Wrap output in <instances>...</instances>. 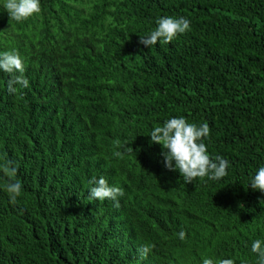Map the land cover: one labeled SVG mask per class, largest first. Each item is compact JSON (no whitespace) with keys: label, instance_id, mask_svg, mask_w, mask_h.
<instances>
[{"label":"trees","instance_id":"trees-1","mask_svg":"<svg viewBox=\"0 0 264 264\" xmlns=\"http://www.w3.org/2000/svg\"><path fill=\"white\" fill-rule=\"evenodd\" d=\"M3 4L0 52H19L29 86L9 93L0 71V162L13 160L22 184L11 203L0 171V264H256L264 193L249 184L264 166V0H40L20 23ZM165 15L185 16L190 30L140 43ZM172 116L209 124L204 142L229 161L225 177L185 184L165 168L149 134ZM101 175L123 189L119 208L88 201Z\"/></svg>","mask_w":264,"mask_h":264},{"label":"clouds","instance_id":"clouds-1","mask_svg":"<svg viewBox=\"0 0 264 264\" xmlns=\"http://www.w3.org/2000/svg\"><path fill=\"white\" fill-rule=\"evenodd\" d=\"M3 8L9 14L10 20L18 23L26 21L34 14L41 12L40 0H4ZM156 27L152 29L147 36H140V43L146 47H151L158 41L170 43L179 35L185 34L191 28V21L185 16H160L155 21ZM0 71L8 73L10 79L7 82L9 93H16L19 85L21 88L29 86V80L24 75L26 69L20 54L16 50L0 52ZM18 73V74H17ZM210 135V126L208 123H190L184 116H172L166 119L162 124L153 127L149 136L150 143L160 144L162 146L163 163L165 168L179 172L183 177L185 184L192 183L199 178L203 180H220L225 177L229 167V161L219 155L214 158L210 156L208 147L204 140ZM126 152L134 151L131 144L120 145ZM120 157L122 153H115ZM0 171L9 180L5 184V191L8 193L10 202L15 203L17 197L21 195L22 184L14 178L18 172V166L11 159L4 158L0 162ZM88 184L90 193L88 201L106 199L114 201V207H120L118 197L124 195L121 187L110 185L108 180L101 175L99 178L93 176ZM250 187L253 190H259L264 193V166H260L254 175L250 177ZM181 240L186 238L183 229L178 233ZM155 247L152 245H142L138 252L141 259H146L148 253ZM251 251L256 254V264H264V239H256L251 244ZM202 264H235L232 259H216L205 257ZM242 264H247L246 261Z\"/></svg>","mask_w":264,"mask_h":264},{"label":"bare ground","instance_id":"bare-ground-1","mask_svg":"<svg viewBox=\"0 0 264 264\" xmlns=\"http://www.w3.org/2000/svg\"><path fill=\"white\" fill-rule=\"evenodd\" d=\"M194 58V57H193ZM214 70V69H213ZM157 81V80H156ZM221 136V135H220Z\"/></svg>","mask_w":264,"mask_h":264}]
</instances>
